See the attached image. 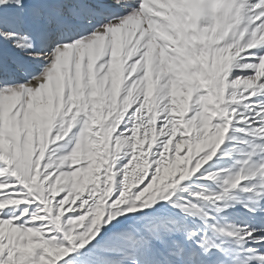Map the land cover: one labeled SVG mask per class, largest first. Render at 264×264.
Wrapping results in <instances>:
<instances>
[{
  "label": "snow or ice",
  "instance_id": "1",
  "mask_svg": "<svg viewBox=\"0 0 264 264\" xmlns=\"http://www.w3.org/2000/svg\"><path fill=\"white\" fill-rule=\"evenodd\" d=\"M0 264H264V0H0Z\"/></svg>",
  "mask_w": 264,
  "mask_h": 264
}]
</instances>
